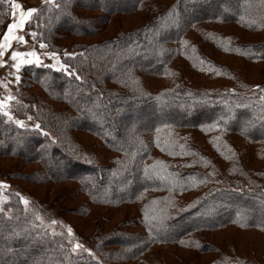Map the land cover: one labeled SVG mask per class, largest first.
<instances>
[{"label": "trees", "instance_id": "16d2710c", "mask_svg": "<svg viewBox=\"0 0 264 264\" xmlns=\"http://www.w3.org/2000/svg\"><path fill=\"white\" fill-rule=\"evenodd\" d=\"M58 1L50 21L54 35L64 31L59 30V22L67 20L68 15L82 19L72 25L75 28L94 26L97 29V25L107 23L114 16L136 14L145 18V25L132 33L120 37L117 33L104 44L80 48L83 56L75 57L79 65L76 61L69 64L71 58L64 56V69L34 63L20 67L30 71L32 83L44 88L45 94L34 90L29 102L37 106L39 115L41 110L43 125L44 121L53 123L61 130L66 137L62 140L66 147L79 151L71 135L73 126L76 131L81 127L96 136L101 148L113 154V157L100 156L99 163L73 157V161L64 165L66 178L77 180V190L86 194L89 202L81 210L82 214L95 206L115 209L135 206L139 210L138 219L147 228V234L141 230L138 236L131 238L136 242L134 250L123 246L120 239L111 241L109 235L99 238L97 250L105 258L102 264H127L129 259H139L154 247L179 242L181 248L191 252L216 251L218 258L211 264H264V248L248 249L250 243L243 247L236 239L239 237L236 234H242L239 237L242 239L251 231L264 236V89H254L256 84L245 80L231 79L229 71H236L228 69L230 64L221 65L217 61V56H226L255 65L264 63V0ZM224 4L235 13L228 14L226 8V12L222 11ZM80 8L87 13H102L104 17L82 16L76 12ZM69 21H66L68 25ZM232 23L259 37L248 38L246 42L240 37L244 34L238 31L228 33L206 27ZM191 32L194 37L189 39ZM156 34L161 47L156 45L151 50L153 59H147L143 52ZM49 41L53 44L51 38ZM185 41H193L194 45L185 48ZM204 43L213 45L210 48L219 54L207 52L209 48L202 49L200 44ZM159 48L158 59L154 55ZM83 58L88 60L80 61ZM127 59L129 61H125ZM179 59L188 60L192 65H187L197 73H216L214 69H217L227 78L220 75L224 83L216 88L195 86L192 80L187 82L189 77L182 78L180 72L184 65L177 63ZM172 67L182 80L177 86L169 87L166 77L174 75ZM152 76L162 80L165 86L159 90L146 88L145 79ZM97 106L101 111L93 112ZM130 114L142 116L143 120L137 121L140 125L126 122L125 116ZM4 118L7 120L0 113V144L6 137L16 144L6 143L0 148L4 152L0 153L18 154L28 160L35 157L44 164L43 153H47V146L54 144L49 135L44 134L48 131L46 127L17 128ZM161 129L179 135L150 142ZM61 150L72 156L60 145L52 146L51 153L59 154ZM153 156L156 157L150 160ZM106 158H110L109 161ZM253 159L262 167L252 165L256 162ZM51 163L58 162L52 160ZM208 164V170H203ZM189 166L196 170L188 169ZM46 168L43 173L53 179L55 175ZM87 172H92L99 182L94 184L89 177H81ZM121 180L126 182L120 185ZM127 182L132 190L130 195H126ZM194 189L198 190L197 199L184 211L188 200L179 202V196ZM165 191L169 194L147 197L150 202H146L147 193ZM217 203L225 209L212 210ZM6 209L9 214L0 210V237L16 239L21 235L22 239L16 240L12 247L7 246L8 241L0 240V264H15V260L19 261L16 264H35L36 260L38 264H98L91 254L72 255L64 237L47 230L42 232L44 229L38 219L25 210L18 195L10 196ZM42 211L51 217L50 210L49 215L46 208ZM209 211L213 212L207 217ZM205 231H220L226 247L223 244L212 246L204 237ZM113 245L118 247L108 250Z\"/></svg>", "mask_w": 264, "mask_h": 264}, {"label": "rangeland", "instance_id": "374dc122", "mask_svg": "<svg viewBox=\"0 0 264 264\" xmlns=\"http://www.w3.org/2000/svg\"><path fill=\"white\" fill-rule=\"evenodd\" d=\"M17 2L22 5L25 10L36 8L37 12L33 13L32 17L25 22L24 27L22 29H18L15 33L17 36L24 37V40L19 38L11 40V47H8L9 40H6L5 36L7 33L11 32L9 23L13 22L12 12L16 10V6L12 5V0H0V44H2L0 51H4V55L0 57V59L4 61V63L0 65V100L4 101V104L0 106V113L7 117L8 121L4 118L5 122L10 123L12 126L17 128L40 129V126L46 127L48 131H44V134H48L49 138H51L54 144L49 146L46 145L47 153H43L45 165L42 162L40 163L37 161L38 159L35 157L28 160L26 158L20 157L18 154L17 156H5L0 153V210H3L9 214L10 211L6 209V204L10 200L11 195H18L21 199V203L25 207V210L27 212L33 213L38 219L40 227L44 229L42 232L47 230L52 235L64 237L72 255H78L82 253L91 254V258H93L94 261H96L98 264H102L105 261V258L97 250L99 238L104 236L107 237L109 235L111 241L115 242V240L120 239L123 246H127L134 250L136 249V242H133L131 238L138 236V232L141 230L147 234V228L138 219L139 210H137L135 206H125L120 207L119 209H115L110 206H95L91 208L89 212L85 213L84 215L82 214L81 210L86 208V206L89 205V202L86 201V194H83L77 190V180L72 177L66 178L67 173L66 170H63L64 165H68L69 161L71 162L74 160V158L79 157L83 158L81 160L85 162H91L92 160L95 163H99L100 156L105 155L106 157H113V154L101 148L99 146V144H101L100 141L96 138V136L85 130L86 128L83 131V129L80 127V131H76L74 126H71L73 128L71 140L73 143L77 144L79 149L78 152H74L72 149L66 147V145L62 142V140H66V137L62 135L61 130H58L54 127L53 123L47 124L43 120L47 126L43 125V123H41V117H43L41 115V110L40 117L37 106L35 104L31 105V102H29V95L34 93V90L37 93L45 94V90L42 87H37V84L32 83L30 71L22 70V68H20L22 64H20L18 69L14 68L13 65L19 64V60L14 61L12 57L14 53H29L31 55L34 51L39 57V62H34V64L40 66L46 65L54 69H64L66 68L64 60L62 59L64 56L71 58L68 60L69 64H73V62L76 61V64L79 65V60L75 57L83 56L84 51L80 50V48L83 46H91V44L95 46L100 43L104 44L106 41L111 40L110 38L114 37V35L116 37L117 33V37L128 32L132 33L136 31V29L145 25V18L144 16L136 14L129 16H114L107 23L97 25V29V27L94 26H79L75 28L72 25L74 23L77 24V22L80 23L82 19L79 21L76 17L68 15L67 20H70V24L68 25L66 23L67 20L64 18V20L59 22V30L61 29L64 31L56 32L58 35H54L51 32L53 25L50 23V21L52 19V14L55 13L54 6H57L60 3L58 0H17ZM83 6L84 4H82V7ZM223 7L224 8L222 11H225L226 8L228 14L230 13L233 15L235 13V10L232 7L230 8L228 5L224 4ZM76 12L81 13V15L85 17H104L102 13H87L88 11H85L81 8L78 11L76 10ZM16 18L17 20L19 19V10H17ZM148 22H150L149 19ZM82 23L85 24L86 22ZM7 25H9V27H7ZM206 27L220 32L228 31V33H230L238 31V33L244 34L240 35V37L242 38L243 36V39L246 42H248V38L252 39L259 37L257 35L255 36L254 34H251L252 32H246V30H248L247 28L237 26L233 23L226 25H206ZM73 32L74 35H70ZM32 33H35L36 35H32ZM45 33L47 35H45ZM167 36H169V34H166V37ZM193 37L194 34L191 32L188 38L192 39ZM50 38L52 39L53 44H50ZM41 44H44L45 47H41ZM184 44L185 48H191V46L194 45L193 41H185ZM243 44L250 43H245L243 41ZM156 45L160 46L158 44L157 34L156 37H154L153 40H150L145 47L143 53H145L144 56L147 57V59H153L151 50L155 48ZM200 46L202 49L209 48L210 50L207 52L213 51L215 55L219 54V52H216L214 49L210 48V46H213L210 43L200 44ZM163 49L167 50V48ZM53 52L57 53L59 63L54 57L51 56V53ZM66 52L72 53L73 55H65ZM46 53L48 55H46ZM159 54L161 55L160 48L158 49V53L154 56L159 59ZM217 57V61H219L221 65L228 63L226 64L228 66L230 64L228 69L235 70L237 72L229 71V74H231V77H233L231 79H237L240 81L245 80L251 84H256L254 89H264V63H258L255 65L245 61L242 62L239 60V58H228L226 56ZM20 59L34 58L31 56H22ZM82 60L84 61L88 59H80V61ZM125 61L129 60L127 59ZM179 62L184 65V68H181L180 72L182 78L185 79L186 77H189L187 78V82L192 80V84L194 85L198 84L201 87L209 88H216L217 86L224 83L222 78H220V75L223 73L221 74V72L217 69H214L216 73H211L210 71L208 74L203 72L197 73L192 66L189 67L187 65H192L188 60L179 59L177 63ZM62 65L63 67H61ZM238 71H240V73H238ZM173 72L174 75L171 74L166 77L168 78V83H166V86H177L176 83L182 80L181 76L176 75L174 70ZM222 76L227 78L224 74ZM155 78L157 77L152 76L147 77V79L144 78L145 87H149V89L152 90H159L165 86V84L162 83V80H156ZM108 85L111 86V83H108ZM9 97H11V99H9ZM97 107L93 109V112L101 111V109ZM90 113L92 114V112ZM164 117H167V114ZM139 118L143 120L141 115L138 117H135L133 114H130L128 117L125 116L127 123L133 122L135 125L139 124L137 122ZM17 121H22L23 126H21L20 123H17ZM3 125L5 124L3 123ZM37 125H39V128L36 127ZM108 126L109 128L113 127V125ZM177 135L179 134L167 132L165 129H161L154 134L155 138L153 137V139H151L149 135H146V138H150V142H155L160 141L164 136ZM198 135L200 136V134ZM58 139H60V141ZM115 139L117 140V138ZM9 142L16 144V142H13L11 139L6 137L3 143L0 144V148H3V146ZM55 145H60V147L66 149L69 152L68 154L72 156L66 155L63 150H61L59 154L51 153L52 146L54 147ZM0 151L4 152L2 149H0ZM154 151L158 153L157 148H155ZM155 157L156 156L151 157L150 160L154 159ZM106 159L109 161L110 158ZM52 160H55L58 163L52 164ZM253 160L256 162H254L252 165L256 167H262L260 162L255 159ZM174 162L176 163L178 161L174 160ZM47 165L49 172L55 175L51 180L43 173V169H45V166ZM49 167L54 170H51ZM190 168L195 169L194 166H189L188 169ZM208 168L209 164L203 166V170L205 171H207ZM257 170L259 169L256 168V171ZM84 176L89 177V179H91L94 184L95 182H99L98 179L95 180L96 176L92 172H87L86 175L84 174L81 177ZM123 181L126 182L125 180H121L120 185ZM111 184L112 182L109 181L108 185ZM181 185L183 188V184ZM124 186L127 190L126 195H130L132 190L130 189L128 182L127 185ZM187 188L189 189V187ZM163 194L167 195L169 192H152L147 193L146 197H144L146 198V202H150L148 198L153 196L162 197ZM197 194L198 190L194 189L179 196V202L185 199L188 200L186 202L184 211L195 201V199H197ZM25 201H27V203H25ZM44 208L47 209L48 215L50 210V218L43 213L42 209ZM223 209L225 208H223L222 205L218 203L212 207V210L216 212ZM211 212L213 211H209L207 217L211 216ZM247 214L249 213L247 212ZM200 222H197L196 224H200ZM69 228L72 229V233H69ZM230 230V232H235L232 229ZM256 233L257 232L251 231L247 233V237L242 239L239 238L242 236V234L240 235L238 233L236 235L239 237L237 236L238 238L236 239L239 240L240 245L243 247L250 243L251 245L248 246V249L251 247L253 249L257 247H259L258 249H262L264 248V236ZM203 234L207 242H211L212 246L218 245V247H220V245L223 244V247H226V243L222 242L225 238L222 233H220V231H205ZM20 237L21 235L17 236L16 239H9V237L2 235L0 240L8 241L6 242L7 246L12 247V244L15 243L16 240L22 239ZM207 242L204 240V243ZM77 245H79V247H77ZM108 247L109 246L107 245V248ZM117 247L118 245H113V248H109L108 250H113ZM217 258L218 256L216 251L210 249L204 254L191 252L181 248V242H179L174 245L170 244L168 246L154 247L145 254L141 255L139 259L134 261L129 259L127 264H211V262L216 261ZM15 262L18 263L19 261L15 260ZM34 263L38 264L39 261L36 260ZM72 264H74V262Z\"/></svg>", "mask_w": 264, "mask_h": 264}, {"label": "snow or ice", "instance_id": "6c2138e0", "mask_svg": "<svg viewBox=\"0 0 264 264\" xmlns=\"http://www.w3.org/2000/svg\"><path fill=\"white\" fill-rule=\"evenodd\" d=\"M12 5L16 6V10L12 12V17H13V22L9 23L10 27H11V32L7 33L5 36L6 40H9V44L8 47H11V40L14 39H21L24 40V37L22 36H17L15 33L18 29H22L24 27V24L27 20H29L33 13H35L37 11L36 8L33 9H27L25 10L22 5H20L17 0H12ZM17 10H19V19L17 20ZM9 25H7V27H9ZM32 35H36L35 33H32ZM0 47H2V44H0ZM41 47H45L44 44H41ZM4 55V51H0V57H2ZM46 55H48L46 53ZM65 55H73L72 53H65ZM22 56H31L34 59H20ZM51 56L54 57L57 62L59 63V58L57 53L53 52L51 53ZM12 59L14 61L19 60V64H14L13 67L14 68H19L20 64H25V63H34V62H39V57L37 56V54L33 51V53L30 55L29 53H14ZM4 63V61L2 59H0V65H2ZM63 67V65L61 66ZM9 99H11V97H9ZM4 104L3 100H0V106H2ZM17 123H20L21 126H23V122L22 121H17ZM37 128H39V125L36 126ZM25 203H27V201H25ZM69 233H72V229L69 228L68 229ZM77 247H79V245H77Z\"/></svg>", "mask_w": 264, "mask_h": 264}]
</instances>
